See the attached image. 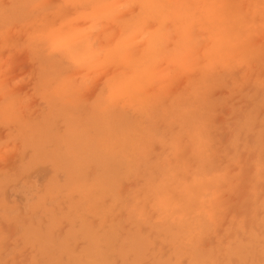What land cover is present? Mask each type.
<instances>
[{
  "label": "rangeland",
  "instance_id": "1",
  "mask_svg": "<svg viewBox=\"0 0 264 264\" xmlns=\"http://www.w3.org/2000/svg\"><path fill=\"white\" fill-rule=\"evenodd\" d=\"M163 2L218 7L181 19L133 6L102 21L101 49L126 22L140 29L102 67L49 47L48 72L63 86L55 95L28 38L84 9L0 0V264H264L259 0ZM180 44L193 63L171 62ZM118 76L125 86L107 91ZM208 199L211 218L190 232Z\"/></svg>",
  "mask_w": 264,
  "mask_h": 264
},
{
  "label": "clouds",
  "instance_id": "2",
  "mask_svg": "<svg viewBox=\"0 0 264 264\" xmlns=\"http://www.w3.org/2000/svg\"><path fill=\"white\" fill-rule=\"evenodd\" d=\"M66 4L72 7H80L84 10L79 11L75 17L63 20L57 27L50 28L45 31L36 33L28 39L36 45L38 53V62L40 64V75L46 87H49L55 95H60L63 86L58 84L56 79L48 72L45 60L51 57L49 50V42L53 36H60L69 41L70 47L66 49L67 54L77 66L88 70L95 65L101 67L109 62L115 61L121 55L122 51L127 49L134 38L140 34V29L134 22H126V33L117 42L115 47L110 49H101L94 46V33L100 30L102 21L116 22L125 12H128L133 6L139 8L140 17H152L158 14H170L181 19H191L197 14L205 16L211 15L216 11L218 6L210 4H195L189 5L181 2H163V0H87L86 4L82 0H65ZM260 13L264 15V0H259ZM78 21H91L87 28H78ZM264 27V24L261 25ZM215 51V50H214ZM191 55L186 44H180L168 56L171 62L194 61L188 60ZM214 59L209 60V64L213 63ZM124 82L122 76L113 77L106 81L105 88L108 91L110 88H123ZM0 88V95H2ZM3 114L0 108V115ZM139 135L137 129H132L129 132V144L134 146L136 137ZM213 213L212 200H202L200 210L192 216L188 221L190 232L195 233L201 226V218H211ZM192 264H200L198 261H193Z\"/></svg>",
  "mask_w": 264,
  "mask_h": 264
},
{
  "label": "snow or ice",
  "instance_id": "3",
  "mask_svg": "<svg viewBox=\"0 0 264 264\" xmlns=\"http://www.w3.org/2000/svg\"><path fill=\"white\" fill-rule=\"evenodd\" d=\"M49 47L54 51H59L65 53L66 49L70 47L69 41L65 39L56 40L51 38L49 42Z\"/></svg>",
  "mask_w": 264,
  "mask_h": 264
}]
</instances>
